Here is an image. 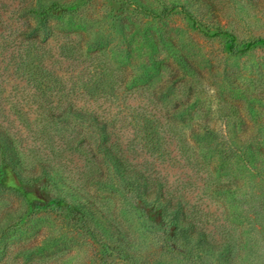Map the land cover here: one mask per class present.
<instances>
[{
	"label": "rangeland",
	"instance_id": "1",
	"mask_svg": "<svg viewBox=\"0 0 264 264\" xmlns=\"http://www.w3.org/2000/svg\"><path fill=\"white\" fill-rule=\"evenodd\" d=\"M258 142L264 0H0V264H264Z\"/></svg>",
	"mask_w": 264,
	"mask_h": 264
},
{
	"label": "trees",
	"instance_id": "2",
	"mask_svg": "<svg viewBox=\"0 0 264 264\" xmlns=\"http://www.w3.org/2000/svg\"><path fill=\"white\" fill-rule=\"evenodd\" d=\"M150 15H154L152 12H149ZM190 19L193 20V18H191V16H189ZM194 21V20H193ZM203 34L205 35H209V32L207 31H202ZM213 35H228L231 37V44L229 46V51L232 53H237V52H242L246 49H248V46L243 48V50H237V48H235L234 44H233V40L235 39V37L231 34H229L228 32L224 31V30H218L216 32L213 33ZM259 101V99L257 100ZM235 112V111H234ZM245 148V152L244 155H242L243 159L241 160V163H243V165L245 166H250L252 169H254L258 175H260V177L263 180V184H264V144H260L258 143H252L249 144L247 147L246 146H241ZM241 147L238 146V148H235L237 153L241 152ZM251 158V161H250ZM253 158L256 159L253 161ZM250 161V162H249Z\"/></svg>",
	"mask_w": 264,
	"mask_h": 264
}]
</instances>
